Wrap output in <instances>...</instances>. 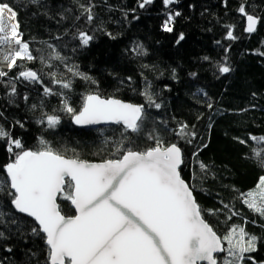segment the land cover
<instances>
[{"label":"trees","instance_id":"1","mask_svg":"<svg viewBox=\"0 0 264 264\" xmlns=\"http://www.w3.org/2000/svg\"><path fill=\"white\" fill-rule=\"evenodd\" d=\"M141 2L0 0L16 11L22 40L34 57L17 61L0 77V128L25 150H40L44 140L67 158L89 163L119 159L122 139L123 149L138 152L156 146L149 135L164 146L176 144L183 159L181 178L206 222L221 238L234 226L243 227L256 237V250L245 253L241 264H264V217L243 202L264 176V166L253 156L264 143L251 139L264 137V0H176L168 7L153 0L143 8ZM241 5L258 19L253 33L245 31ZM86 8H91V22ZM170 14L173 30L165 32ZM229 28L234 39L227 38ZM81 32L93 37L87 46L80 43ZM181 34L184 39L177 43ZM221 66L230 71L221 74ZM70 68L90 79L73 76ZM24 70L36 72L39 81L16 79ZM53 74L71 81L70 90L53 83ZM46 87L52 94H45ZM145 91L159 109L148 103ZM88 94L143 106L141 132L123 133L121 125L74 127L63 103L78 112ZM48 115L60 120L54 128L46 123ZM13 159L0 140V181ZM58 204L63 215H74L69 201L58 198ZM0 212V264H46L44 235L33 233L38 226L14 210L6 193H0ZM226 258L231 259L226 251L216 256L217 264Z\"/></svg>","mask_w":264,"mask_h":264},{"label":"snow or ice","instance_id":"2","mask_svg":"<svg viewBox=\"0 0 264 264\" xmlns=\"http://www.w3.org/2000/svg\"><path fill=\"white\" fill-rule=\"evenodd\" d=\"M152 2L142 0L139 6L143 8ZM175 2L163 0L165 7ZM85 11L91 22V8ZM239 12L247 20L245 31H256L258 19L247 14L243 5ZM16 17L11 6L0 4V62H7L9 70L17 66V61L34 59L29 44L22 40ZM173 20L174 16L168 15L163 25L165 32L173 30ZM227 38H235L231 28ZM92 39L83 32L79 34L82 46H87ZM183 39L181 34L177 43ZM69 71L73 76L90 79L74 68ZM219 71L228 73L230 68L221 66ZM6 75L0 71V77ZM20 78L39 81L37 73L30 70L21 71L16 79ZM53 83L63 89L71 88V81L57 80L55 74ZM44 92L52 94L47 87ZM14 94L13 86L10 95ZM144 95L150 105L161 107L150 93L145 91ZM208 107H212L211 103ZM62 110L77 125L112 123L122 125L123 133L132 134L141 132L144 119L143 106L103 99L96 94L84 96L78 112L66 101ZM59 122L54 115L46 118L49 128ZM186 127L184 125L178 135H182ZM149 139H155L156 146L142 152L123 149L122 139L116 150L122 153L119 159L92 164L67 158L44 140L40 141V150H25L19 139H12L0 128V140L6 141L7 152L14 157L4 168L7 175L5 181H0V193L11 197L16 212L33 218L39 226L32 231L44 234L46 264H217L214 254L225 251L231 258H226L225 264H241L245 253L256 250V237L249 236L243 227L234 226L222 238L217 235L204 219L191 187L181 178V149L176 144L164 146L158 136L149 135ZM251 139L264 143V137ZM17 149L19 151H15ZM253 156L264 166V148L254 149ZM204 168L201 164V169ZM244 196L243 202L249 209L264 217V176L256 190ZM58 198L70 201L75 215H63ZM3 216L0 212V219ZM3 235L0 232V238ZM224 242L227 248L222 247Z\"/></svg>","mask_w":264,"mask_h":264},{"label":"water","instance_id":"3","mask_svg":"<svg viewBox=\"0 0 264 264\" xmlns=\"http://www.w3.org/2000/svg\"><path fill=\"white\" fill-rule=\"evenodd\" d=\"M257 25H258V23H257ZM257 25H256V28H257ZM246 27H247V20H246ZM247 34H250V33H248V32H246ZM253 33V32H252ZM111 99H113V98H111ZM122 102H124V103H128V102H125V101H122ZM135 105V104H134ZM139 106V105H138ZM72 124H73V126L74 127H76V128H84V129H86V128H93V127H102V126H105V125H117V124H112V123H100V124H88V125H77V124H75V123H73V121H72ZM122 126V125H121ZM123 127V126H122ZM89 163V162H88ZM103 163V162H102ZM92 164H99V163H92ZM181 166H182V164H181ZM180 166V167H181ZM6 173V172H5ZM7 175V174H6ZM57 203H58V200H57ZM69 204H70V206H71V202L69 201ZM14 208V207H13ZM71 208L73 209V211H74V215H75V209H74V207H72L71 206ZM14 210H15V208H14ZM16 211V210H15ZM18 214H20V215H23V216H25V217H27V218H29L30 220H32L35 224H36V222L33 220V218H31V217H29V216H27L26 214H23V213H19V212H17ZM37 225V224H36ZM38 226V225H37ZM39 227V226H38ZM43 234V233H42ZM44 235V234H43ZM222 247H224V245L222 244ZM223 252H219V253H215L214 254V256L216 257V256H218V255H221ZM204 264H206V262H204Z\"/></svg>","mask_w":264,"mask_h":264},{"label":"bare ground","instance_id":"4","mask_svg":"<svg viewBox=\"0 0 264 264\" xmlns=\"http://www.w3.org/2000/svg\"><path fill=\"white\" fill-rule=\"evenodd\" d=\"M0 67L1 68H5V69H9L8 65H7V62H0Z\"/></svg>","mask_w":264,"mask_h":264},{"label":"rangeland","instance_id":"5","mask_svg":"<svg viewBox=\"0 0 264 264\" xmlns=\"http://www.w3.org/2000/svg\"><path fill=\"white\" fill-rule=\"evenodd\" d=\"M7 70H9V69H5V68H1L0 67V71H7ZM226 243V242H225ZM226 245H227V243H226ZM227 247H228V245H227Z\"/></svg>","mask_w":264,"mask_h":264}]
</instances>
